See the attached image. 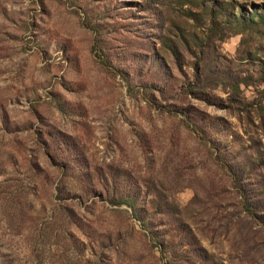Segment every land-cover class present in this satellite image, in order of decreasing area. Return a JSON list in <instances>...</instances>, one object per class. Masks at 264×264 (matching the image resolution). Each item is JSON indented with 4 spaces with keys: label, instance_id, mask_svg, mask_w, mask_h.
<instances>
[{
    "label": "rangeland",
    "instance_id": "obj_1",
    "mask_svg": "<svg viewBox=\"0 0 264 264\" xmlns=\"http://www.w3.org/2000/svg\"><path fill=\"white\" fill-rule=\"evenodd\" d=\"M263 14L0 0V264H264Z\"/></svg>",
    "mask_w": 264,
    "mask_h": 264
},
{
    "label": "trees",
    "instance_id": "obj_2",
    "mask_svg": "<svg viewBox=\"0 0 264 264\" xmlns=\"http://www.w3.org/2000/svg\"><path fill=\"white\" fill-rule=\"evenodd\" d=\"M263 15H264V14H263ZM263 17H264V16H263ZM263 17H262V18H263ZM243 23L245 24V22H243ZM253 24H254V21L251 22V23H249L248 25L250 26V25H253ZM82 26L85 27V28L88 27V25L85 24L83 21H82ZM95 28H96V27H92L91 29H92L94 32H97ZM96 48H97V46L94 47V49L92 50V51H93V54H94V55L97 57V59L100 61V64H101L104 68H106V70H107L109 73L113 74V72H111V70H110V68H111V67H110V64H109L104 58H102L99 54H97V52H96V51H97ZM190 90H191V89H190ZM184 123H185L186 127H187L188 129H190L191 132H193L194 134H196V135L200 138V140H201L202 142L207 143L206 140L201 136V132H200L195 126H191V124H190L189 121H187V120H185ZM219 159H220V158H217L216 161L219 162V165H220L222 168L225 169V166H226V165H224V164L222 163L223 161H222L221 159H220V161H221V162H220ZM232 176L234 177V178H233V179H234V183H236L235 174L232 173ZM234 187L236 188V190H237V192H238L239 194H242V195H243V193H242V191H241V188H240L239 186L234 185ZM117 203H118V202H117ZM118 204H124V205H127L129 208H133V206H132L130 200H129V201L122 200V201L119 202ZM242 206H243V208H244L246 211H249V207H248L247 204L243 203ZM132 210H133V212H134V214H135V213H136L135 209H132Z\"/></svg>",
    "mask_w": 264,
    "mask_h": 264
}]
</instances>
